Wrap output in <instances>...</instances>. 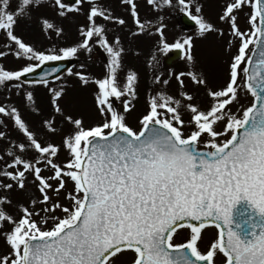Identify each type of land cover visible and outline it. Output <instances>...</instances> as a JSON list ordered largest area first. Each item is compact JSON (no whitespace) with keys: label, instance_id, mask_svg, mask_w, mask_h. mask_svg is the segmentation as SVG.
I'll list each match as a JSON object with an SVG mask.
<instances>
[{"label":"snow or ice","instance_id":"6c2138e0","mask_svg":"<svg viewBox=\"0 0 264 264\" xmlns=\"http://www.w3.org/2000/svg\"><path fill=\"white\" fill-rule=\"evenodd\" d=\"M43 2L20 0L16 11H9L8 0H0V31L14 42V56L35 61L19 70L0 66V83L20 81L45 62L74 57L80 49L91 52L90 40L103 37L98 42L110 56L108 74L94 79L98 86L95 101L102 119L86 126L82 117L66 116L74 126L63 139L70 158L65 163H54L61 146L42 143L16 106L0 105V114L14 118L29 141L17 145L20 154L13 153L8 165L17 170L4 175L24 189L26 173L31 172L42 194V200L32 199L31 204L49 205L42 211L52 213L40 216L34 207L30 210L22 206L23 214L16 219L5 208L6 198L0 199V226L5 222L13 225L5 233L10 251L0 254V264H116L126 250L133 252L129 264H264V0H229L219 17L229 25L232 37L240 41L224 86L214 90L202 74H187L196 85L206 88L212 100L210 106L204 109L192 103L195 97L187 92L181 94L188 101L183 104L161 90L151 98L139 130L127 120L134 107L129 99L124 100L123 111L111 99L134 97L138 74L130 71L121 85L118 70L125 49L119 37L115 44L110 43L106 26L97 23V18H105L125 25V19L113 17L104 7L92 6L89 25L82 29L83 40L48 53L14 34L18 17L30 15ZM123 2L130 5L135 24L143 31L135 0ZM179 2L185 5V0ZM55 4L61 16L81 10L63 0H55ZM246 8H250L249 27L244 31L239 27L238 15ZM196 11L200 13L201 8ZM191 19L198 24L201 36L211 32L224 35L223 29L202 14L191 15ZM42 24L48 30L61 31L47 18ZM185 45L189 50L187 59L193 61L192 36L165 47ZM257 54L259 59L250 67ZM75 75L85 85L92 79L81 72ZM184 75L180 72L177 76L181 87L185 86L180 79ZM31 83L48 85L49 81ZM168 83L162 81L164 85ZM241 89L245 96L250 93L252 97L248 106L240 103ZM51 92L55 111L62 112L58 101L64 89ZM25 95L27 101L35 103L33 91L25 90ZM234 104H239L242 114L232 111ZM181 108L191 114L187 121L193 126L190 132H186ZM46 123L55 132L52 123ZM4 135L0 132V137ZM202 142L208 150H200ZM30 149L38 156L26 158L24 153ZM41 162L51 167L53 176L42 175V168L37 166ZM52 181L57 182L55 188ZM69 181L73 184L71 191L66 188ZM0 186L13 188L12 183L0 182ZM62 189L66 191L67 205L59 199L53 201L49 194L54 191L58 195ZM241 204L244 218L237 221L234 210ZM57 210L63 215H56ZM185 224L190 235L178 242V229H184ZM209 225L217 232L202 248L204 230Z\"/></svg>","mask_w":264,"mask_h":264},{"label":"rangeland","instance_id":"374dc122","mask_svg":"<svg viewBox=\"0 0 264 264\" xmlns=\"http://www.w3.org/2000/svg\"><path fill=\"white\" fill-rule=\"evenodd\" d=\"M135 2L138 6L139 19L144 25L143 31L135 24L130 5L126 4L124 7L121 5V3H124L123 0H97L91 4L82 3L73 6L80 8V11H68L65 16L59 14L55 0H44L41 6L34 7L31 10L30 15L18 17L14 26V34L37 50L48 53H51L55 46L60 43L64 34H70L72 38L71 41L67 37L69 40H67L64 47L75 46L84 38L82 29L89 25L88 14L90 8L92 6L104 7L113 17L123 18L126 21L125 25H119L115 19L97 18L98 24L106 26V36L109 42L115 44L116 37H119L121 46L125 49L122 54V67L118 70L121 85L126 83L130 71H135L138 74L136 95L134 97L111 98L114 105L121 111H123L124 100L129 99L134 107L127 114V120L134 129L139 130L141 126L140 119L148 110L151 98L159 94L161 90L176 99H181L183 104H187L188 101L181 94L184 92L192 94L195 97L192 103L199 104L201 108L207 109L212 100L208 96L206 88L196 85L187 74L189 72L202 74L207 79L209 87L214 90H218L228 81L230 61L232 56L237 53L240 43L238 39L232 37L229 25L219 19L229 0H185L187 10H185V5L180 4L179 0H170V3L167 0H156L155 3H150L149 0H135ZM8 3L9 11H16L20 0H8ZM197 7L201 8L200 13H197ZM249 11L250 8H246L238 15L239 27L244 31H247L249 27L247 23V13ZM122 12L126 13L127 18ZM190 14H202L205 19L223 29L224 35L221 36L216 32H211L201 36L198 24L194 20L196 26L193 29L186 28L182 23V17L188 16L191 18ZM45 18L49 19L61 31L48 30L42 24V20ZM133 33H136V35H133ZM188 36L193 37L194 46L191 49V55H193L194 60L189 61L187 59L189 50L185 45L184 48H180L183 54L181 59L174 62L172 66H167V53L175 48H166L165 46L175 44L178 41L183 43ZM93 39L94 42L90 45L92 51L80 54L84 50L80 49L76 56L70 57L69 59H76L77 64L58 82L43 85L39 83L21 84L17 83L18 81H12L8 83L7 89L5 88L6 82L0 83V105L16 106L22 112L23 118L30 126V130L35 133L42 143L47 141L61 146L58 157L54 158V163H65L70 158L67 149L63 146V139L66 134L73 130L74 126L66 119V116L82 117L86 126H93L102 119L96 106L95 95L98 86L94 83V79L104 78L108 74L110 56L98 42L103 37L94 36ZM14 46V42H10L5 33L0 31V52L4 53V55H0V66H3L5 70H19L27 63L35 62L28 61L26 58H16L12 51ZM251 48L252 46H250ZM87 70L88 72H86ZM76 72L83 74L86 72L85 75L92 79L85 85L75 75ZM180 72L185 73L183 77H180L185 82L184 87H181L177 80ZM163 80H168L169 83L164 85L162 84ZM17 84H21L23 87L17 88ZM60 88L64 89V93L58 103L63 111L56 112L55 104L52 103L51 89L59 90ZM25 90L34 92L35 103L27 101ZM241 97L240 103L248 106L252 99L250 93L245 96L244 90L241 89ZM232 111H240L239 104H234ZM181 112L183 119L186 121V132H190L193 126L189 125L187 121L190 119L191 114L185 108H181ZM240 114H242V111H240ZM48 121L52 123L55 132L49 129L46 123ZM0 132L5 134L0 137V182L13 184L12 189L0 186V199L6 198L5 208L7 212L18 219L23 214L22 206H27L30 210L34 207L36 211L40 212V216H51L52 213L42 211L43 208L49 205L37 203L33 206L31 204L32 199L42 200V194L38 190L39 182L31 172L26 173L27 183L24 189H20L16 181L4 175L7 171L17 170L9 168L8 165L12 163L13 153L20 154L17 145L22 142L29 143L26 134L15 125L14 118L9 117L6 113L0 114ZM220 139L222 140L223 137ZM202 140H207V137H203ZM203 145L206 144L200 143V146ZM24 156L31 159L38 156V153L34 149H30L24 153ZM37 166L42 168V175H54L51 167L46 166L44 162L39 163ZM52 182L55 188L57 182ZM66 188L68 191L72 190L73 184L71 181L67 183ZM49 194L53 197V201L59 199L65 205L69 203L66 191L63 189L58 195L54 191H50ZM55 214L63 215L59 210ZM40 216H37L36 219L39 220ZM49 226H51V220H49ZM12 227L11 222H5L3 226H0V254L10 251L6 243L5 233L10 231ZM213 235V231H206L207 240L212 238Z\"/></svg>","mask_w":264,"mask_h":264},{"label":"water","instance_id":"95a60500","mask_svg":"<svg viewBox=\"0 0 264 264\" xmlns=\"http://www.w3.org/2000/svg\"><path fill=\"white\" fill-rule=\"evenodd\" d=\"M65 1L69 3H77L79 0H65ZM183 24L188 28H192L195 25L194 23L190 22L189 19L187 18H183ZM180 56H181V51L179 49L171 52L170 58L167 60V64L171 65ZM257 59H259L258 54L255 57H253V64L250 67L255 66V60ZM72 63H73L72 61H68V60L45 63L41 65L40 68L35 70L34 72L26 74V77L22 78L21 80L25 82L26 79L28 83H31V81H40L42 79L53 81L55 78L61 76L66 71H68L72 66Z\"/></svg>","mask_w":264,"mask_h":264},{"label":"flooded vegetation","instance_id":"af4514ba","mask_svg":"<svg viewBox=\"0 0 264 264\" xmlns=\"http://www.w3.org/2000/svg\"><path fill=\"white\" fill-rule=\"evenodd\" d=\"M179 233V240L178 242H183L185 238H187L190 235V229L185 226L184 229H178ZM207 245V239H206V229L204 230V244L201 245L202 248H206ZM133 256V252L131 250H126L123 255L119 256V259L117 260L116 264H129ZM114 259V258H110Z\"/></svg>","mask_w":264,"mask_h":264}]
</instances>
